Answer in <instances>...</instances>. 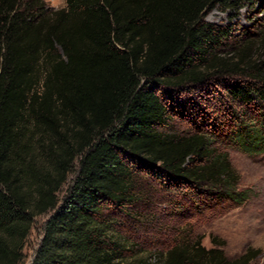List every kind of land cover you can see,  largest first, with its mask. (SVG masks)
<instances>
[{"label": "trees", "instance_id": "obj_1", "mask_svg": "<svg viewBox=\"0 0 264 264\" xmlns=\"http://www.w3.org/2000/svg\"><path fill=\"white\" fill-rule=\"evenodd\" d=\"M253 3L66 0L53 10L0 0V264L23 263L46 214L32 264H120L109 211L134 201L138 171L191 184L211 202H246L209 137L167 130V98L223 77L229 98L258 115L239 126L235 146L264 154V33L226 55L230 33L204 20L215 6ZM259 255L230 260L197 243L136 264H251Z\"/></svg>", "mask_w": 264, "mask_h": 264}, {"label": "rangeland", "instance_id": "obj_2", "mask_svg": "<svg viewBox=\"0 0 264 264\" xmlns=\"http://www.w3.org/2000/svg\"><path fill=\"white\" fill-rule=\"evenodd\" d=\"M44 1L53 10L66 7V0ZM204 15L206 23L230 33L226 47L222 48L226 55L246 38H259L264 33V0H254L239 11L215 6ZM225 81L213 76L205 83L170 92L167 130L176 135L200 133L209 137L212 149L227 156L238 179L237 191L247 195L246 202H211L199 196L191 184L138 171L134 201L109 211L122 254L120 264L154 263L176 245L188 247L197 243L206 249L222 250L230 260L249 250H259L260 255L251 264H264V154L251 156L235 146L239 126L254 125L258 115L229 98ZM129 162L134 164L133 160ZM77 174L76 170L69 184ZM66 191L67 186L61 196ZM49 217L46 214L35 219L22 264H32Z\"/></svg>", "mask_w": 264, "mask_h": 264}]
</instances>
